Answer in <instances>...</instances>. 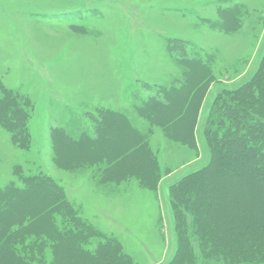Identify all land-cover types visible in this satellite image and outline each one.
I'll list each match as a JSON object with an SVG mask.
<instances>
[{"label":"rangeland","instance_id":"obj_1","mask_svg":"<svg viewBox=\"0 0 264 264\" xmlns=\"http://www.w3.org/2000/svg\"><path fill=\"white\" fill-rule=\"evenodd\" d=\"M168 40L184 41L185 52L171 53ZM175 56L202 59L210 71L172 104L182 119L169 137L140 108L184 87ZM263 56L264 0H0V84L24 96L30 113L26 149L0 126V189L52 180L92 229L82 251L102 264H231L203 249L194 207L174 210L170 189L209 163L204 129L214 100L248 82ZM106 111L129 126L119 118L115 136H101L104 117L113 120ZM143 140L151 157L141 162L138 149L120 162ZM176 211L191 254L177 255ZM51 253L34 264H53ZM68 254L65 264H99Z\"/></svg>","mask_w":264,"mask_h":264},{"label":"trees","instance_id":"obj_2","mask_svg":"<svg viewBox=\"0 0 264 264\" xmlns=\"http://www.w3.org/2000/svg\"><path fill=\"white\" fill-rule=\"evenodd\" d=\"M235 9L224 14L229 15ZM184 45L182 40L167 41L171 53L179 46L185 52ZM174 59L182 67L184 87L179 92L164 93L169 102L152 97L140 108L142 116L153 125L163 126L169 137L173 125L182 119L179 112H171L172 104L177 103L178 95L195 89L198 72L207 74L210 71L202 59L186 56H175ZM0 92V126L11 134L14 145L26 149L30 143L29 102L2 84ZM105 114L113 115V120L104 117L106 125L101 128V136L105 133L115 136L119 127L114 122L119 118L129 124L121 113L106 111ZM135 137L142 140L137 134ZM204 137L210 150V161L171 187L172 207L174 210L183 207L186 211L190 205L194 207L190 211L198 218L196 231L203 237L200 238L203 249L210 250L217 259L231 264L264 263V56L248 82L216 97L207 117ZM146 140L136 149L126 150L118 159L122 162L133 160L132 155L136 158L138 149L143 155L141 162L147 153L151 157ZM101 142L103 145L104 137ZM90 145L93 151L99 150L97 139ZM150 169L157 186L159 169ZM24 183L25 189L15 185L0 189V264H34L38 258L43 260L47 249L52 251L53 264H65L68 253L87 256L102 264L99 257L88 256L90 254L82 251L81 246L92 229L76 214L58 186L46 177L27 178ZM57 216L67 223L63 229L59 228ZM175 218L177 255L191 254L190 242L185 240L187 230L182 232L187 229L183 227L184 215L176 211ZM182 263L177 261L175 264Z\"/></svg>","mask_w":264,"mask_h":264}]
</instances>
